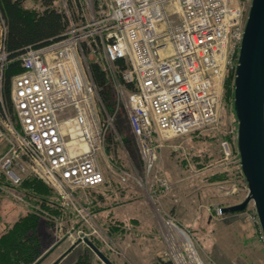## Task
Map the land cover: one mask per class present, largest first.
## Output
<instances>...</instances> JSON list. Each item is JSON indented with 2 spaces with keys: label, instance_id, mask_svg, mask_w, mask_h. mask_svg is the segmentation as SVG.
Listing matches in <instances>:
<instances>
[{
  "label": "built area",
  "instance_id": "2783aa9c",
  "mask_svg": "<svg viewBox=\"0 0 264 264\" xmlns=\"http://www.w3.org/2000/svg\"><path fill=\"white\" fill-rule=\"evenodd\" d=\"M90 1L82 0L83 16L69 19L59 38L26 48L19 57L23 70L11 78L20 129L1 166L17 183L20 175L12 169V160L24 158L26 165H19L18 172L29 168L63 198L75 187L104 181L98 156L113 122L95 83L84 74L82 43L100 49L102 68L123 101L144 166L150 169L156 159L154 147L166 138L208 127L218 119L224 78L234 73L248 10L240 0ZM62 5L69 17L64 0ZM85 9L92 14L90 19ZM5 58L1 51L0 73ZM119 59L126 63L120 75ZM221 146L229 155L227 139ZM153 176L150 189L156 197L168 188V181ZM161 223L167 227L166 233L162 228L163 237L173 246L165 264H204L193 246L186 243L190 250L181 251L171 220L166 225L162 218ZM253 223L264 244L257 215ZM258 264H264V258Z\"/></svg>",
  "mask_w": 264,
  "mask_h": 264
},
{
  "label": "rangeland",
  "instance_id": "374dc122",
  "mask_svg": "<svg viewBox=\"0 0 264 264\" xmlns=\"http://www.w3.org/2000/svg\"><path fill=\"white\" fill-rule=\"evenodd\" d=\"M24 2L25 6H38L37 1ZM90 2L93 4V0ZM240 2L248 6L250 0ZM88 11L85 9L90 19ZM79 58L87 76L88 65L86 68L84 63L101 62L103 55L100 49L90 47L85 58ZM233 78L234 73L224 78L216 122L166 138L154 147L156 159L150 169L144 166L123 101L109 79L117 103L112 110L102 104L104 111L113 116L106 144L98 156L105 179L93 187L73 188L68 198L61 197L56 188L29 168L18 172L19 165H26L22 157L12 160L11 167L20 179L10 182L1 163L12 153L20 129L12 104L8 120L0 117V179L5 182L0 186V232L32 212L37 216L40 247L37 264H104L81 240L82 236H87L113 264H151L165 260L169 247L173 248L162 235V228L164 233L167 231L161 223L163 218L166 225L171 220L178 227L170 228L181 251L190 250L188 242L204 264H258L264 258V244L255 231L253 202L239 211H218L221 206L242 201L247 193L236 149V118L230 95ZM97 105L103 114L101 104ZM222 139L229 142V155L221 146ZM123 174L124 180L120 178ZM154 174L168 181V188L156 197L150 189ZM27 178L33 179L31 186L47 201L23 192Z\"/></svg>",
  "mask_w": 264,
  "mask_h": 264
},
{
  "label": "trees",
  "instance_id": "16d2710c",
  "mask_svg": "<svg viewBox=\"0 0 264 264\" xmlns=\"http://www.w3.org/2000/svg\"><path fill=\"white\" fill-rule=\"evenodd\" d=\"M24 1L0 0V52L6 54L0 73V117L12 111L11 78L23 70L19 59L23 51L28 47H37L59 38L67 29L69 19L78 20L83 16L82 0H64L69 17L61 3L62 0H32L37 1V7L25 6ZM82 44L86 55L90 47L85 42ZM87 63L89 76L96 85L101 103H104L109 110L114 109L117 100L108 81L109 75L99 61L89 60ZM116 64L119 67L117 74L120 75V70L126 67V63L119 59ZM130 86L125 84L126 88ZM230 95L233 98V85ZM25 181L22 188L24 193L39 201L48 200L31 186L32 178H27ZM3 184L5 182L0 179V186ZM36 237L37 216L34 213H27L11 222L0 232V264H37L40 259H37L40 247ZM165 262L162 259L151 264H165Z\"/></svg>",
  "mask_w": 264,
  "mask_h": 264
},
{
  "label": "water",
  "instance_id": "95a60500",
  "mask_svg": "<svg viewBox=\"0 0 264 264\" xmlns=\"http://www.w3.org/2000/svg\"><path fill=\"white\" fill-rule=\"evenodd\" d=\"M232 105L247 193L242 201L219 209L221 213L239 211L252 201L264 234V0H250L248 5L234 70ZM81 240L104 264H113L87 236Z\"/></svg>",
  "mask_w": 264,
  "mask_h": 264
},
{
  "label": "bare ground",
  "instance_id": "6f19581e",
  "mask_svg": "<svg viewBox=\"0 0 264 264\" xmlns=\"http://www.w3.org/2000/svg\"><path fill=\"white\" fill-rule=\"evenodd\" d=\"M164 228H165V227H164ZM166 228H167V227H166ZM186 243H187L188 246H190L188 242H186Z\"/></svg>",
  "mask_w": 264,
  "mask_h": 264
}]
</instances>
